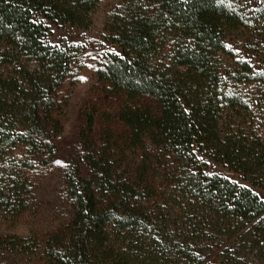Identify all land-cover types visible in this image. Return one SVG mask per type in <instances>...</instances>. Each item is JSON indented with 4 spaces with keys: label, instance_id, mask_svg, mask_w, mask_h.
Wrapping results in <instances>:
<instances>
[{
    "label": "trees",
    "instance_id": "16d2710c",
    "mask_svg": "<svg viewBox=\"0 0 264 264\" xmlns=\"http://www.w3.org/2000/svg\"><path fill=\"white\" fill-rule=\"evenodd\" d=\"M99 6L0 0V145L56 157L58 91L83 65L79 47L47 42L50 25L90 29ZM105 31L119 51L101 60L98 81L125 97L116 116L126 135L91 140L96 111L85 114V150L65 173L74 216L50 235V260L264 264V197L253 189L264 192V0H126ZM204 240L233 247L211 263ZM30 242L0 236V248Z\"/></svg>",
    "mask_w": 264,
    "mask_h": 264
},
{
    "label": "rangeland",
    "instance_id": "374dc122",
    "mask_svg": "<svg viewBox=\"0 0 264 264\" xmlns=\"http://www.w3.org/2000/svg\"><path fill=\"white\" fill-rule=\"evenodd\" d=\"M125 2L100 0L90 29L50 25L47 42L58 48L79 47L83 67L78 77L64 81L58 91L55 115L60 119L63 131L56 138L58 152L52 161L38 153H30L26 146L0 145V185L13 187L0 194V236L37 242L25 252L0 248V261L5 264H54L46 252L47 242L51 234L69 225L74 216L65 173L68 165L85 150L82 141L87 124L85 114L96 111L91 140L106 138L107 131L112 132V140L116 142L119 141L117 137L126 135L125 126L116 116L125 97L107 93L97 76L101 60L108 53L119 51L105 40V24L109 15ZM137 153L132 151L130 160L136 159ZM210 169L236 183L250 186V181L243 175L224 165L212 163ZM253 189L264 197L262 190ZM203 244L200 254L211 263L220 261V253L225 248L233 247V243L226 240H204Z\"/></svg>",
    "mask_w": 264,
    "mask_h": 264
}]
</instances>
